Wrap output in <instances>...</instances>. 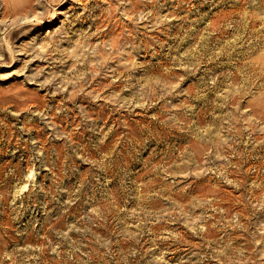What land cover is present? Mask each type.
<instances>
[{
    "label": "rangeland",
    "instance_id": "374dc122",
    "mask_svg": "<svg viewBox=\"0 0 264 264\" xmlns=\"http://www.w3.org/2000/svg\"><path fill=\"white\" fill-rule=\"evenodd\" d=\"M0 264H264V0H0Z\"/></svg>",
    "mask_w": 264,
    "mask_h": 264
},
{
    "label": "bare ground",
    "instance_id": "6f19581e",
    "mask_svg": "<svg viewBox=\"0 0 264 264\" xmlns=\"http://www.w3.org/2000/svg\"><path fill=\"white\" fill-rule=\"evenodd\" d=\"M128 33V32H127Z\"/></svg>",
    "mask_w": 264,
    "mask_h": 264
}]
</instances>
